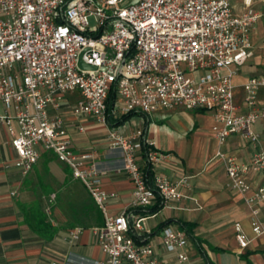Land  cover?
<instances>
[{
	"label": "built area",
	"instance_id": "2783aa9c",
	"mask_svg": "<svg viewBox=\"0 0 264 264\" xmlns=\"http://www.w3.org/2000/svg\"><path fill=\"white\" fill-rule=\"evenodd\" d=\"M255 1L243 0L244 10L237 13L233 0H0V100L5 108L0 123L13 137V167L27 176L41 151L52 152L85 185L104 217L102 225L90 229L100 258L71 253L53 264H172L143 241L151 234L143 225L147 218L132 211L109 213V202L117 195L101 188L95 164L86 167L91 155L78 156L72 149L60 113L69 95L76 96L70 107L80 131L87 119L107 124L113 91L116 115L177 108L212 114L219 145L239 135L256 149L247 163L223 151L217 157L225 164L230 190L245 197L254 236L264 238V178L257 188L248 181L251 174L264 176V151L258 149L260 135L254 130L261 125L264 132V75L234 84L238 68L253 56L252 37L263 18ZM83 52V62L95 70L79 68ZM238 89L243 105L237 102ZM136 136L140 140L143 134ZM109 141L122 150L124 172L134 186L133 208L182 199L188 178L172 181L154 174L150 185L138 160L141 142L115 129ZM146 144L151 166L165 158L154 142ZM83 231L70 232L71 242ZM235 231L240 248L246 249L251 241L241 223ZM161 233L163 250L175 256L174 264H186V234L171 226Z\"/></svg>",
	"mask_w": 264,
	"mask_h": 264
},
{
	"label": "crops",
	"instance_id": "0c3cea01",
	"mask_svg": "<svg viewBox=\"0 0 264 264\" xmlns=\"http://www.w3.org/2000/svg\"><path fill=\"white\" fill-rule=\"evenodd\" d=\"M254 7L264 13V2L261 0H256ZM236 95L237 102L243 105V91L238 89ZM75 101L76 96L69 95L60 113L66 121L74 153L78 156L91 155L92 162L86 167L95 164L99 170L101 188L117 195V199L111 200L108 206L112 216L137 210L132 207L134 186L124 172L122 150L113 148L109 141L112 129L141 144L144 138L156 144V149L165 158L151 166L153 174L172 181L188 178V186L181 188L183 197L179 202L165 205L156 214L145 210L135 213L147 218L146 229L151 234L143 241L157 248L162 261L177 263L175 256L167 254L162 247L160 227L167 223V226L184 232L189 239L185 250L186 264H264V238L254 236L250 224L251 212L245 197L230 190L225 164L217 157V153L223 151L247 163L252 160L255 148L239 135H233L223 146L219 145L212 133L215 125L212 114L208 117L210 113L182 108L161 110L150 115L136 110L122 123L119 121L129 114L116 115L112 112L107 124L87 119L83 124L84 130L80 131L77 127L80 122L75 119L70 107ZM4 114L5 108L0 100V115ZM205 116L210 120L209 132L208 127L199 123V119ZM13 126L17 128L15 122ZM254 130L260 135L258 149L264 151L261 125H256ZM140 131L143 136L138 140L136 135ZM12 139L8 127L0 123V264H53L71 253L100 258V249L90 229L98 227L94 209L102 212L88 189L73 174L66 175V170L71 169L48 151H41V158L34 170L27 176L22 175L13 167L17 153L12 147ZM138 160L143 168L147 166L148 161L141 152ZM45 177L51 180L46 185L42 181ZM263 178V175L251 174L248 181L253 188H257ZM58 192H61L64 200H69L66 210L61 202H57ZM47 198L51 200V207H45ZM38 200L51 229L57 231L49 240L34 231L28 220V212L24 210V207H31ZM260 219L264 224V206H260ZM236 223L242 224L251 241L246 249H241L236 240ZM77 228L84 231L77 241L71 242L68 235Z\"/></svg>",
	"mask_w": 264,
	"mask_h": 264
},
{
	"label": "rangeland",
	"instance_id": "374dc122",
	"mask_svg": "<svg viewBox=\"0 0 264 264\" xmlns=\"http://www.w3.org/2000/svg\"><path fill=\"white\" fill-rule=\"evenodd\" d=\"M131 1H134V0H131ZM233 6H234L235 12H237V13H240L241 11L244 10L243 0H233ZM252 49H253L252 58H250L249 61L244 66L238 68L239 74L234 79V84L236 86L237 85L241 86L243 84V81L247 77L264 75V16L259 21L257 29L253 34ZM233 69H236V67L235 68L233 67ZM210 115L211 114H207L208 117H210ZM207 116H205L204 118L201 117L199 119V123H200V126L208 127L207 129L209 132L210 120ZM168 129L171 130L173 133H175L172 127H169ZM181 156H183L182 153H181ZM65 173H66V175L67 174L70 176L72 175V173L69 169L66 170ZM32 178L34 179L33 176H32ZM42 181L46 185V184L50 183L51 180L45 177L44 179H42ZM47 188H48V190H50L49 187H47ZM39 192L42 193V191H39ZM50 201L51 200H48V198L45 200V207L46 206L51 207V205H49V204H51ZM58 201L61 202L62 208H64V210H66L68 205H69V203H68L69 200H64L61 192H58L57 202ZM162 215H163V212L161 213V216ZM151 223H152V221L149 222V224H151ZM143 225L146 228V224L144 223Z\"/></svg>",
	"mask_w": 264,
	"mask_h": 264
},
{
	"label": "trees",
	"instance_id": "16d2710c",
	"mask_svg": "<svg viewBox=\"0 0 264 264\" xmlns=\"http://www.w3.org/2000/svg\"><path fill=\"white\" fill-rule=\"evenodd\" d=\"M116 100V94L115 92H111L110 96L108 98V110H107V118H108V122H110V119L113 115L112 110H113V104ZM133 114L129 113V115L125 116L121 121H119V123H122L125 121V119H127L129 116H131ZM149 149V146L146 144V139L144 138V142H142V149H141V154L144 157V159L147 157V151ZM143 173L145 176V179L147 180V182L152 185L153 184V172H152V167L149 163H147V166H145V168L143 169ZM41 201L38 200L34 205H32L31 207H24V210L26 211V213L28 212V220L30 222V225L33 227L34 231L41 237H43L46 240L52 239L57 231L51 229L50 224H49V220L47 218L46 215H44V213L42 212V206H41ZM164 207V205L161 202V199H159L157 201V203L153 206L150 207L148 209H137L135 211H132L133 213H142L144 210L147 211L150 214H156L158 213L162 208ZM95 211V215H96V225L100 226L103 224V216L101 213H98V209H94ZM144 217V216H143ZM168 224L165 223L164 225H162L160 227V230H162L164 227H166ZM185 228L187 227V225H183ZM135 239L139 242L140 238L135 237ZM208 264H211L208 262Z\"/></svg>",
	"mask_w": 264,
	"mask_h": 264
},
{
	"label": "water",
	"instance_id": "95a60500",
	"mask_svg": "<svg viewBox=\"0 0 264 264\" xmlns=\"http://www.w3.org/2000/svg\"><path fill=\"white\" fill-rule=\"evenodd\" d=\"M84 52H86V51H84ZM84 52L81 54V56H80V58H79V63H78L79 68H81L82 70H95V67H92V66H90V65H87V64H85V63L83 62V60H82V56H83Z\"/></svg>",
	"mask_w": 264,
	"mask_h": 264
}]
</instances>
